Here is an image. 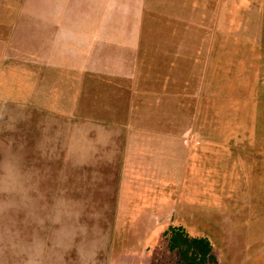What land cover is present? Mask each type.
<instances>
[{
  "label": "rangeland",
  "instance_id": "rangeland-1",
  "mask_svg": "<svg viewBox=\"0 0 264 264\" xmlns=\"http://www.w3.org/2000/svg\"><path fill=\"white\" fill-rule=\"evenodd\" d=\"M65 1L76 27L48 35ZM142 1L0 0L11 135L50 184L105 210L104 264H175L171 224L208 236L221 264H264V0H144L135 71L81 49L75 15L126 26Z\"/></svg>",
  "mask_w": 264,
  "mask_h": 264
},
{
  "label": "clouds",
  "instance_id": "clouds-1",
  "mask_svg": "<svg viewBox=\"0 0 264 264\" xmlns=\"http://www.w3.org/2000/svg\"><path fill=\"white\" fill-rule=\"evenodd\" d=\"M0 121V264H104L105 210L72 197L65 177L50 184L49 170L29 165L11 135L19 121L3 111Z\"/></svg>",
  "mask_w": 264,
  "mask_h": 264
},
{
  "label": "crops",
  "instance_id": "crops-1",
  "mask_svg": "<svg viewBox=\"0 0 264 264\" xmlns=\"http://www.w3.org/2000/svg\"><path fill=\"white\" fill-rule=\"evenodd\" d=\"M51 1V0H50ZM144 0L141 2L140 7H138V10L142 8ZM51 3H55L54 1ZM68 4V6H67ZM108 4V3H106ZM68 7L70 8V5L67 1L62 2V7L58 10V13L55 14L52 9V14L46 16L47 20V27H48V35H50L52 32L55 34L57 32L61 33L62 37L70 34L69 30L74 29L76 25L70 24V20L72 19L71 14L68 15ZM80 16V20L82 18V21L84 22L83 25L77 26V32L73 33V35H77L78 41L80 37V47L85 48L86 51H93V54L97 56L99 55H105V53L109 52L112 53L113 60L120 59L122 56L125 57L123 61H129V59H132L135 63V59L138 57L137 53L139 48L141 47L142 42V36H143V30H142V22H143V15L139 10V13L136 16H131L129 23L126 24V26H114L112 27H106V28H87V23H92L91 20L94 18L93 15L89 14H79L75 15L74 17ZM69 20V21H68ZM98 22V21H97ZM96 22V23H97ZM109 26V25H106ZM121 27V28H118ZM45 52H48V48L45 50ZM132 53V57L131 54ZM136 53V54H135ZM92 54V55H93ZM130 56L128 57V55ZM97 59V58H96ZM91 60L89 61L90 64V71L94 74H100V69H103L102 67L99 68V63H97V60ZM95 66L94 68H92ZM136 63L132 66V70L135 71ZM92 68V69H91ZM127 73H129V66L126 64ZM112 72V71H111ZM107 74H109L107 72ZM111 76V75H110Z\"/></svg>",
  "mask_w": 264,
  "mask_h": 264
},
{
  "label": "trees",
  "instance_id": "trees-1",
  "mask_svg": "<svg viewBox=\"0 0 264 264\" xmlns=\"http://www.w3.org/2000/svg\"><path fill=\"white\" fill-rule=\"evenodd\" d=\"M164 235L170 252L177 256L175 264H221L208 236L191 234L175 224L169 225Z\"/></svg>",
  "mask_w": 264,
  "mask_h": 264
}]
</instances>
